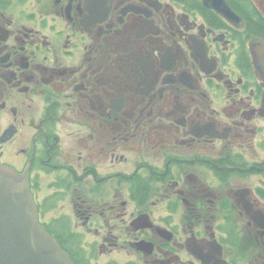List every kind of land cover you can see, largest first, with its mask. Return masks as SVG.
Returning a JSON list of instances; mask_svg holds the SVG:
<instances>
[{"label": "flooded vegetation", "instance_id": "flooded-vegetation-1", "mask_svg": "<svg viewBox=\"0 0 264 264\" xmlns=\"http://www.w3.org/2000/svg\"><path fill=\"white\" fill-rule=\"evenodd\" d=\"M213 1L0 0V163L75 264H264V33Z\"/></svg>", "mask_w": 264, "mask_h": 264}, {"label": "water", "instance_id": "water-1", "mask_svg": "<svg viewBox=\"0 0 264 264\" xmlns=\"http://www.w3.org/2000/svg\"><path fill=\"white\" fill-rule=\"evenodd\" d=\"M221 3L228 6L225 0H214L208 5L223 12L228 19L236 16L217 6ZM254 3L264 17V0H254ZM259 50L261 56L256 57V66L264 79V45H259ZM0 264H75L70 253L41 224L27 176L1 163Z\"/></svg>", "mask_w": 264, "mask_h": 264}, {"label": "trees", "instance_id": "trees-1", "mask_svg": "<svg viewBox=\"0 0 264 264\" xmlns=\"http://www.w3.org/2000/svg\"><path fill=\"white\" fill-rule=\"evenodd\" d=\"M248 9H250L252 12L250 13L251 15H248V16L260 19L259 21L257 20V22L255 23H251V26H250L251 30L257 33H264V20L262 18V15L252 5H248Z\"/></svg>", "mask_w": 264, "mask_h": 264}]
</instances>
